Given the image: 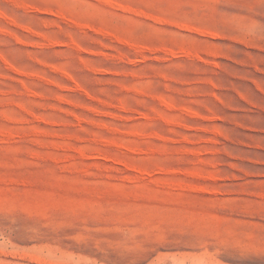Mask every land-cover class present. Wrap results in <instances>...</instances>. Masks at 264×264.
<instances>
[{
    "label": "rangeland",
    "instance_id": "1",
    "mask_svg": "<svg viewBox=\"0 0 264 264\" xmlns=\"http://www.w3.org/2000/svg\"><path fill=\"white\" fill-rule=\"evenodd\" d=\"M0 264H264V0H0Z\"/></svg>",
    "mask_w": 264,
    "mask_h": 264
}]
</instances>
